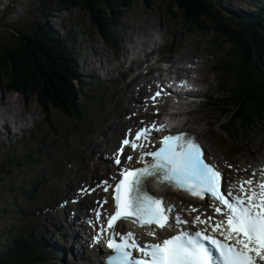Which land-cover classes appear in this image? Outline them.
Instances as JSON below:
<instances>
[{
    "label": "rangeland",
    "instance_id": "374dc122",
    "mask_svg": "<svg viewBox=\"0 0 264 264\" xmlns=\"http://www.w3.org/2000/svg\"><path fill=\"white\" fill-rule=\"evenodd\" d=\"M40 1L44 2L43 6L39 4ZM56 1L0 0V39L10 43H14V41L18 43L20 40L24 41L25 32L31 30L33 24L40 27L43 23H46L51 28H55L56 31L53 34L58 37V40L63 41L62 39L66 35L65 31L67 28L73 29L74 34L78 35V38L73 35V41H70L68 44L70 52L74 57L81 56V66L86 65L90 67L91 72L94 75L96 74L93 78L87 77L88 87L86 93L89 95V98L102 96L103 101L99 108H95L93 100L89 102L90 120H87L84 111L74 117L62 111H52L49 117H47L44 115L42 107L38 104L36 98L25 96L19 92L9 91L0 86V124L9 122V125L12 126L11 133L0 131V164L5 160L7 151L18 150L20 157H22L24 152H27L32 157L38 158L41 155L40 149L49 147L53 150L54 155H59V160H63V162H60L63 172L71 173L89 183H93V179H99L100 176L106 175L100 169L98 172L86 175L85 166L89 162V159L91 163L99 160L101 162L99 164L102 165V160L94 157L92 147L101 156L106 150L108 152L113 150L116 145L110 146L113 144L115 136H112L111 133L113 132L112 129L116 127L117 120L122 119V129L128 124L125 114L134 111L136 106V104L129 103V98L134 96V99H137L134 90L135 86L143 82L147 78L148 73L154 71L156 68L155 64H153L148 66V72L143 71L146 70L147 64L143 59L145 58V51L151 48V45H148L147 42L150 43V39L153 38L152 34L155 32H159L158 34L162 35L168 44L172 43L175 45L174 52L169 53L172 62H175L173 60L178 58H180L179 60L182 58L183 61V55L186 53L200 57L193 67H188V72L191 76L197 72L194 75L196 78L206 77V80L203 81L205 83L204 89L210 92H207V98L204 97L202 103H205L206 99L209 103H216V99L218 98L216 93L219 94V92L217 89L215 92V85L218 82L221 83L222 80L218 79L217 81L215 74H212V69H214L213 64L227 56L228 46H213L208 34L190 32L184 28L181 18H173L174 16L169 14L173 8L171 5L168 7L164 0H155L154 4L149 7H147L143 0H130L131 5L122 18L123 20L119 27L122 38L120 53L104 41L97 27L91 23L89 12L75 8L71 11L57 13L56 18L53 19L52 14L49 15L50 12L47 9L55 8ZM212 1L214 2V0ZM225 1L227 0H215L219 13L222 12L227 16L233 15L223 9L222 4ZM229 1L235 2L239 7L245 6L241 0ZM45 8L47 9L45 10ZM247 9L253 11L255 7L252 5L251 7H247ZM162 21L164 26L162 25ZM4 22L9 23L11 27L6 28L3 25ZM12 30H16V32L21 31V34L16 36ZM128 47L133 49L130 61L131 65L129 64L131 67L124 64L121 66V62H129V59L125 58ZM209 50L210 52L208 53ZM114 54H116V60L113 59ZM150 54L152 53H148L146 57L149 56L150 58ZM159 55H164L162 59L168 56L165 51H161L157 52L150 59L156 60ZM124 58L125 60H123ZM171 61L169 62L172 63ZM139 63L142 65L143 70ZM198 65L201 67H197ZM150 68L153 69L149 71ZM138 70L140 74H137ZM178 71L181 75H184L183 70L179 69ZM156 74L157 71H154L146 80L151 79V76ZM122 76L123 78L125 76V78L122 79ZM135 76L137 81L131 82ZM130 82L131 84L128 85ZM78 87L79 83L75 81L74 89L76 90ZM80 93L79 91V94H76L75 98L77 102L83 103L84 97ZM4 101L7 104H4ZM218 102L217 105L210 104L211 106L202 104V110L197 112L201 108L200 105L195 109V112L193 111L194 113L192 112L193 115L189 117L186 127L194 131L201 130L202 135H205L203 142L209 153H212V155L221 160L229 159L231 162L236 164L243 163L245 166L246 161L264 157V121L259 122L252 133L242 136L239 141L232 140L218 126L222 119L220 100ZM207 115L208 117L204 118ZM16 118L19 121L17 123ZM203 118L211 125L203 120ZM30 126L32 127L29 128ZM54 126L56 137L61 139V143L55 144L52 136L49 134ZM83 127H87L90 132L85 133ZM0 128L1 130L4 129L3 126H0ZM120 131L119 128L116 129L117 133ZM122 134H118L117 137ZM105 135L110 137V144L107 149L103 147L105 145L104 141L108 139ZM239 135L241 133L236 134V136ZM16 142H19L20 146L14 149L12 143ZM91 143L97 145L92 144L91 147ZM259 147L263 151H257ZM77 151L86 157L84 162L83 158H80V153V157H78ZM45 155L47 157L51 156L50 152ZM29 160L23 157V161L27 162ZM54 169L55 167L49 166L48 162H40L32 168L24 169L18 176H15L13 168L14 172L7 179V184L2 185L0 183V210H3L4 213H9L8 217L0 219V232H7L10 227L18 224L17 221L11 219V217H15V214L10 211L13 207L12 202L15 195L21 198L16 207H26L27 205V195L24 190L18 189L19 185L29 181L31 175L37 172L40 175L50 176ZM1 177L2 175L0 174ZM13 186H16V189L12 190ZM39 217V213L35 212V218ZM33 220V218H27L22 222L30 225Z\"/></svg>",
    "mask_w": 264,
    "mask_h": 264
},
{
    "label": "snow or ice",
    "instance_id": "6c2138e0",
    "mask_svg": "<svg viewBox=\"0 0 264 264\" xmlns=\"http://www.w3.org/2000/svg\"><path fill=\"white\" fill-rule=\"evenodd\" d=\"M161 95L162 91H157L151 100L155 102ZM165 127L152 123L136 131L134 139L129 138V129L114 154V163L121 165L125 148H131L139 153L137 163L143 166H124L120 179L113 177L111 182L105 180L98 185L105 192L112 189L113 211H101L108 204L104 198L98 201L100 208L91 221L98 228L93 243L103 241L112 250L108 264H264V168L259 170L258 179L257 172H252L248 178L224 183L223 170L206 159L205 149L193 135L164 136L158 149L149 150L152 131ZM132 160V155L126 156L128 163ZM153 181L169 184L201 200L207 196L208 209H189L190 213H197L192 223L203 227L195 232L180 230L159 242L143 245L134 232L117 231L120 221H130L150 229L147 235L155 238L158 230L189 223L177 214L175 204L150 194Z\"/></svg>",
    "mask_w": 264,
    "mask_h": 264
},
{
    "label": "trees",
    "instance_id": "16d2710c",
    "mask_svg": "<svg viewBox=\"0 0 264 264\" xmlns=\"http://www.w3.org/2000/svg\"><path fill=\"white\" fill-rule=\"evenodd\" d=\"M143 1L149 7L155 0ZM164 2L168 7L171 5L173 8L169 13L174 16L173 18L182 19L184 28L190 32L208 34L213 46H228L230 71L237 79L239 93H245L243 98L245 101L238 107L236 114L245 128H250L252 124L249 119L256 109H261L264 115V10L251 15L243 13V17L239 16L236 19L222 12L219 13L215 0L214 2L164 0ZM39 4L43 6L44 2L40 1ZM55 5L53 9L45 8L50 12L49 15L52 14L53 19L56 18L57 13L80 8L89 12L91 23L97 27L99 34L105 40H114L118 44L113 27L119 24L131 2L130 0H57ZM3 25L6 28L11 27L7 22ZM36 26L38 25L33 24L31 30L25 32L24 41L10 43L0 39V86L36 98L47 117L52 111L72 114L77 105L75 95L80 89H74L77 63L68 44L73 41V35L76 38L78 35L74 34L73 29L67 28L63 41H60L53 34L54 30L50 25L43 23L40 27L36 28ZM12 32L16 36L21 34V31L12 30ZM117 44H114V47ZM46 149H42L38 161L45 159V154L49 152ZM27 165H34L32 157L27 161ZM13 168L15 176H18L28 167L22 158H18L16 152L10 151L0 164L2 185L7 184V179L14 172ZM40 184L44 186V182L39 177L32 179L31 183L20 184L19 188L25 190L28 196L35 197L42 194ZM19 202L20 198L15 197L14 203ZM24 216V213L16 212L15 217L11 219L18 224L10 227L7 232H0V264H50L52 261L48 255L50 252L44 249L43 239L37 232L36 224L28 227H23V224L20 226L19 220L25 219ZM6 217H8L7 213L0 210V219Z\"/></svg>",
    "mask_w": 264,
    "mask_h": 264
},
{
    "label": "bare ground",
    "instance_id": "6f19581e",
    "mask_svg": "<svg viewBox=\"0 0 264 264\" xmlns=\"http://www.w3.org/2000/svg\"><path fill=\"white\" fill-rule=\"evenodd\" d=\"M60 12V11H59ZM152 54H150V56H152L154 53H155V51H152L151 52ZM159 54V53H158ZM96 55V54H95ZM184 57H183V61H182V58H181V60H179L180 58H178V59H174L173 61H175V62H172V65H171V67H169L168 69H172V68H177V67H180V66H182L183 64H185L186 62H192L193 64L194 63H197V60L198 59H200V57L197 55V57H195V56H193L191 53L190 54H188V53H186V54H184L183 55ZM147 59H149V56H147L146 57ZM163 57H161V59H162ZM122 64V63H121ZM140 64V63H139ZM153 64H155V67L156 68H158L159 67V65H157V63L156 62H151V63H149L148 64V66H150V65H153ZM197 65V64H196ZM147 66V67H148ZM131 67V66H130ZM197 67H201V66H197ZM155 68V69H156ZM188 68V67H187ZM214 68V67H213ZM153 68H150V70L149 71H151ZM192 71H193V69H192ZM96 72V71H95ZM153 73V71L152 72H149L148 73V75L146 76V77H148L150 74H152ZM195 73H197V72H195ZM195 73H193L194 75H195ZM137 74H140V71L137 73ZM96 75V74H95ZM194 75H192L191 77H192V79L196 82V83H198V84H200L201 85V90H200V93L201 94H203L204 96H206V94H207V92H210V91H208V90H206V89H204V82L203 81H205L206 80V77H203V78H196ZM199 75V74H198ZM152 77V76H151ZM100 78V77H99ZM113 81V80H112ZM133 81H137L136 80V77L133 79ZM139 82H140V80H138ZM209 82H211V81H209ZM131 84V83H130ZM129 84V85H130ZM208 86V85H207ZM213 87V86H212ZM115 89H117V88H115ZM144 90V88H142L141 89V91H143ZM213 92V91H212ZM134 97V96H133ZM212 98H214V97H212ZM3 101V100H2ZM4 104H7V102L6 101H4L3 102ZM162 105H165V102H163L162 103ZM21 108V107H20ZM138 110L143 114V115H145L146 113L143 111V109H142V106H140V107H138ZM192 113V112H191ZM182 114L180 113H177V114H175V116L176 117H178V116H181ZM78 116V115H77ZM142 117H144V116H142ZM121 118V117H120ZM16 123L17 122H19L18 121V118H16ZM133 120V118L130 120V121H132ZM22 124V123H21ZM122 124H123V122H122V119H120V120H117V122H116V127H114L113 129H112V136H116L114 139V143L113 144H116V141L118 140V137H117V135L118 134H121L122 133ZM187 124V123H186ZM31 125V124H30ZM0 126H3L4 127V129L3 130H1V128H0V131H8V132H10L11 133V127L12 126H10L9 125V122H6V123H4V124H0ZM26 126H27V124H26ZM117 128H119L121 131L120 132H116V129ZM18 130V129H17ZM20 132V131H19ZM194 132H196V134L199 136V137H201V135H202V132H201V130H196V131H194ZM14 133V132H13ZM107 136V135H106ZM111 136V135H110ZM17 137V136H16ZM108 139L110 138V137H107ZM108 140L107 141H105V145H106V147L108 146ZM117 145V144H116ZM43 146V145H42ZM111 147V146H110ZM109 148V147H108ZM101 149V148H100ZM103 149V148H102ZM47 150V149H46ZM93 150H95V149H93ZM259 150L260 151H262L260 148H259ZM107 151V150H106ZM212 154V153H211ZM93 155H95V156H97V154H93ZM99 159H101L102 161H103V163H104V167L103 168H106L107 169V171L109 172V170L112 168V166L110 165V162L108 161V160H104L102 157L101 158H99ZM33 161V160H32ZM264 161V158H260V159H258V160H253V161H246V163L248 164V165H251L252 167H253V169H256V167H257V165H262L263 162ZM99 163H101V162H99ZM246 164V165H247ZM100 165V164H99ZM85 169H87L88 171H90V172H96V171H98V169H99V166L97 165V163H95L94 162V164H91L90 162H88L87 164H86V166H85ZM90 177H91V175H90ZM92 178V177H91ZM88 179H89V177H88ZM88 181V180H87ZM94 183V182H93ZM37 192V191H36ZM39 193V192H38ZM88 199V197L85 199V201ZM81 205V204H80ZM32 232V231H31ZM31 235V234H30ZM33 235V234H32ZM96 252H94V258H90V259H88V260H86L85 261V264H97V262H98V258H99V255H100V252H101V249L99 248V249H96L95 250Z\"/></svg>",
    "mask_w": 264,
    "mask_h": 264
}]
</instances>
